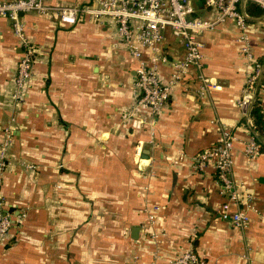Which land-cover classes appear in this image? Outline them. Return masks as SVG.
<instances>
[{
	"label": "crops",
	"instance_id": "crops-1",
	"mask_svg": "<svg viewBox=\"0 0 264 264\" xmlns=\"http://www.w3.org/2000/svg\"><path fill=\"white\" fill-rule=\"evenodd\" d=\"M249 4L248 33L260 50L264 12ZM21 15L35 54L19 98L20 40L0 16V141L10 132L1 196L17 223L0 239V264H148L189 248L208 264H264V151L251 158L244 151L249 133L239 98L248 65L233 18L200 35L203 72L218 87L201 91L190 67L151 113L138 103L136 61L112 19L63 26L55 12ZM162 47L169 58L184 55L170 29ZM172 70L159 64L163 80ZM222 126L236 135L235 188L252 194L244 226L219 215L224 198L212 162L200 170L189 163ZM153 203L159 210L150 222Z\"/></svg>",
	"mask_w": 264,
	"mask_h": 264
},
{
	"label": "built area",
	"instance_id": "built-area-1",
	"mask_svg": "<svg viewBox=\"0 0 264 264\" xmlns=\"http://www.w3.org/2000/svg\"><path fill=\"white\" fill-rule=\"evenodd\" d=\"M248 3L257 5L264 12V0H80L75 3L56 4H50L47 0H0V16L9 18L21 46L13 97H21L32 76L34 62L35 49L24 32V20L21 15L24 11L55 12L63 26H72L81 19L99 22L104 18L112 19L121 42L136 61L134 86L138 92V103L147 106L151 113H156L164 106L170 95L171 84L181 80L190 67L197 70L196 77L202 81L199 86L201 91L218 87L203 72V41L200 35L216 29L219 23L230 17L237 26L236 40L239 51L248 65L239 104L249 133L244 151L248 157H254L261 152L260 143H264V134L262 137H256L253 132L254 118L250 113L257 95L264 118V97L261 93L264 90V47L257 50L250 39L248 24L251 14L246 8ZM166 29H170L181 43L184 49L182 58H169L164 52L162 46ZM145 50L148 52L147 57L143 55ZM162 62H167L173 67L167 80H163L159 73V64ZM5 135L0 141V239L16 223L13 213L3 210L4 200L1 196L6 168V148L10 137L8 129ZM235 139L233 130L220 127L219 139L193 154L189 163L192 168L200 170L208 162H212L215 178L220 186L219 191L224 198L219 215L233 225L244 226L250 219L248 210L254 206L251 203V193L246 192L240 196L235 188L232 177V148ZM25 166L33 167L32 164ZM158 210L159 206L154 203L146 209L148 221L154 222ZM21 218L20 216L17 220ZM148 264H208V261L203 254L189 248L164 262H158L155 256Z\"/></svg>",
	"mask_w": 264,
	"mask_h": 264
},
{
	"label": "trees",
	"instance_id": "trees-1",
	"mask_svg": "<svg viewBox=\"0 0 264 264\" xmlns=\"http://www.w3.org/2000/svg\"><path fill=\"white\" fill-rule=\"evenodd\" d=\"M248 8L250 10H252V12L257 13V14L263 12L262 9L255 4L250 3ZM263 80H264V74H263L262 81ZM250 113L254 118L253 132H254L256 137L257 136L262 137L264 134V118H263V114H262V106H261L259 100L257 99V95H256V98H255L252 106H251ZM260 149H261V151H264V143H260Z\"/></svg>",
	"mask_w": 264,
	"mask_h": 264
}]
</instances>
